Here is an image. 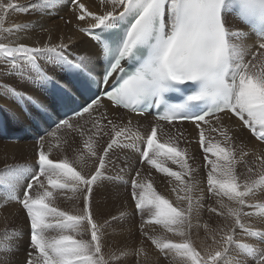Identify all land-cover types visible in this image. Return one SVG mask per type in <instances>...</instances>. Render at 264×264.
I'll use <instances>...</instances> for the list:
<instances>
[{"label":"snow or ice","instance_id":"1","mask_svg":"<svg viewBox=\"0 0 264 264\" xmlns=\"http://www.w3.org/2000/svg\"><path fill=\"white\" fill-rule=\"evenodd\" d=\"M54 3L55 0H47L49 7ZM71 3L80 10L78 21L86 18L92 21L88 28L79 31L95 39L105 57L101 74L90 67L89 57L73 60L66 56L67 45L13 46L0 40V58L10 66L6 74L23 76L26 68L34 71L41 87L55 91L60 106L77 102L75 88L37 69L41 57L82 78V87L86 90L105 86L101 96L86 101L75 112L78 118L87 114V127L73 124L69 119L56 124L58 130L65 128L81 137L87 134L88 139L76 160L50 159L51 145L46 151L41 143L39 170L32 175L22 199L15 194L21 172L12 170L11 177L0 180L11 193L0 200V206L9 201L19 203L30 222L31 250L27 264H110V259H120L105 257V226L93 219L91 196L94 186L107 179L104 171L111 163L106 159L109 152L116 148L135 150L136 141L144 145L140 150L141 162L176 182L172 191L180 203L173 206L156 191L152 180L141 176L139 171L131 180L136 209L148 214L140 226L141 233L160 254L171 255L173 259L179 257L178 264H232L233 248H243L258 258L256 264H264V249L239 244L234 238L235 229L240 228L250 237L264 239V233L247 227L243 221L244 217L256 214L244 211L246 207L264 215V203H249L258 188L264 190V152L249 160L250 153L237 143L220 115L231 113L241 122V128L248 129L264 143V0H101L103 8L99 12L89 11L80 0H71ZM16 7L12 0L7 3L0 0V33L21 30L19 25L4 27L6 14ZM0 89H3L0 94H7L17 102L33 101L11 86L0 85ZM168 93H180L183 101L169 102ZM105 97L112 105L137 114L155 108L156 124L144 136L132 132L131 121L127 126L114 123L106 111L98 113L104 107L101 101ZM41 107L46 115L51 112L47 105ZM181 121H190L199 130V144L209 169L207 192L217 198L219 205V208L208 207L207 211L232 220V226L226 231L203 224L206 239L210 237L212 244L205 242L200 248L191 239V232L201 227L193 219L204 209V190L194 181L187 149L179 146L184 139L178 127ZM161 122L176 131V135H170L163 142L157 139L158 129L164 132ZM213 133L220 139L212 137ZM47 135L55 137L56 133ZM101 136L110 137L107 147L95 139ZM208 153L215 159H209ZM89 160L97 166L85 172ZM163 161L178 165L179 171ZM238 166L246 168L248 174L257 172V166L260 171L256 178L241 179ZM34 185L37 189L31 195ZM64 192L73 194L70 199L82 197V211L72 213L54 206V193ZM146 225H161L182 239L174 241L149 235L144 231ZM85 231L90 232V239L77 238L83 237ZM18 240L13 232L7 247L0 251V264H11V254L18 250L14 241Z\"/></svg>","mask_w":264,"mask_h":264},{"label":"bare ground","instance_id":"2","mask_svg":"<svg viewBox=\"0 0 264 264\" xmlns=\"http://www.w3.org/2000/svg\"><path fill=\"white\" fill-rule=\"evenodd\" d=\"M4 2L7 3L8 0H4ZM46 2L47 0H44V2L42 3V8H40L38 5L33 4L32 8L27 9L25 12H18L16 9L9 10L5 16L4 27L14 28L15 26L19 25L21 26V30L16 31L12 34L0 33V40H2L5 43H10L13 46L15 44H24L29 47H44L45 45L55 46L60 44L67 45V48L64 50L65 54L69 51H73L78 53L80 58L89 57L91 59L90 67H95L96 72L97 71L102 72L103 67L101 63V51L99 49L98 44L92 38L87 36V34L79 31L80 28H88L92 23L91 19L86 18L85 21H78L76 17L80 14V10L77 6L71 3V0H55L54 5L51 7L46 6ZM12 3L18 4L19 0H12ZM80 3H83L89 11H93V12H99L103 8V5L101 4V0H80ZM108 8H111L110 3L108 4ZM61 16L63 18H61ZM23 26H27V28H23ZM39 60L41 61L44 68L47 69L57 80L65 81L68 83V80L65 77V75L61 73L57 65L52 63L51 60L45 59L43 57H41ZM9 67H10L9 64L3 58H0L1 85H2V81H6L10 83L11 86L14 87V89L17 90L19 93L25 94L27 96L36 97L43 104L47 106H51L48 100L45 98L44 91L40 89L36 84V74L34 71L26 68L25 75L23 76H21L19 73L15 75H9L6 74ZM3 99L6 101L12 100L7 94L3 95ZM101 103L103 104L104 107L98 109V113L106 111L108 119L113 120V122L118 125L127 126L128 122L131 121L130 127L133 133L138 132L140 135L146 136L147 134L150 133L151 127L156 124V120L152 116H148L146 118L137 116L135 114L121 110L119 108L110 106V104L107 103L106 101H101ZM12 107H13L12 112L14 113V116L8 113L5 108L3 107L0 108H2L4 114L7 117V128L9 134L12 135V134L21 133L22 141L19 144L4 141V137L0 134V142L4 141V144L6 145V146L0 145V176L3 173L11 174L13 172L12 171L13 168L3 169V165L5 166L9 164L11 160L13 162L21 161L23 165H25V168L26 166H28V161L34 162L36 167L32 169L31 175H34L36 172H38V165H37L38 155H35V152L39 150L40 146H38V144L41 145V143H43L46 151L49 150L51 145L49 151L50 159L60 160L67 158L69 161L76 160L81 150L84 148V141L88 139L87 134L81 137L76 133H71L68 129L61 128L58 130L57 128H55L51 131L56 133L55 137L39 134L38 135L39 140L33 141L32 135L27 134V132L32 131L31 122L21 110L16 99H13ZM31 112L34 113L33 110H31ZM221 116L223 118L224 125L232 130V133L237 143L241 144V146L244 147V150L250 153V156L248 157L249 160L254 159L255 154L264 152V143L257 140L255 136H253L248 129L241 128L240 127L241 122L238 120V118L232 116L231 113L227 115L223 113ZM88 119L89 118L87 114H85L83 118H78L75 121H72L71 123L85 125V121H87ZM103 123L106 124L107 121H103ZM175 123L177 122H174V124ZM213 123H215V121H213ZM161 124L164 126V132L162 133L160 129H158V133H157L158 141L163 142V140L168 139L170 135L171 136L176 135V131L174 128L165 125L164 122H161ZM14 125H17V127L26 126L29 128V130H18L16 132ZM85 127L87 126L85 125ZM178 127L180 128V130L183 132L184 135V139H182L181 141L184 143L185 149H187L189 156V163L194 169V181L199 189L204 190L203 192V195L205 197L203 201L204 209L200 212L198 218L194 217L193 219V223L194 224L198 223L200 224L201 227L199 229L193 228L191 232V239L194 241L195 245L198 248H200L203 247L205 242L210 245L212 244V240L210 237L206 239L203 224L207 223L213 229L219 230L223 228L226 231L228 227L232 226V220L231 218H227L226 216H218L215 213H209L207 211L208 207L219 208V205L217 204V198L211 196V194L207 192V187H208L207 174L209 169L208 167H206L207 162L204 159L205 154L201 151V147L199 144V135H198L199 130L196 129L195 125L192 122L191 123L179 122ZM211 136L215 137L217 140L220 139V137L215 133L211 134ZM42 137L44 138L43 140H41ZM101 137L95 138L96 140L99 141L100 145H101L100 143ZM109 139L110 137H108L106 143H108ZM65 140L68 141L67 144H65L64 142ZM106 143H104L102 147H104ZM56 145H59V147H57ZM143 147L144 145L141 144L140 141H136L135 150H133L132 148H123V149L116 148L110 151L109 156L106 159H110L111 163L104 171V175L107 179L103 180L97 186H95V194L92 196V200H91L93 219L97 224L105 226L104 243L106 244L111 242L112 240V239L110 240L109 236L114 238L120 237L121 240L127 241L126 234L129 232V230L128 231L126 230V233H124L122 231V228L121 229L115 228L116 225L114 226V223L119 220L118 219L112 220V217L122 218V214L124 212L130 211L129 208L131 209L130 211L131 213L133 212L132 209L135 212L134 209L135 203L133 201L132 195L130 196L131 200H129V198H127L126 202L123 200L125 199V193H126L125 192L126 183H127L126 180L127 179L132 180L135 177L133 176L134 166H135L134 162L135 161L139 162L141 163V165L145 164L141 162V158H140V150ZM208 157L209 159H215V157H213L212 155H208ZM163 162L166 163V161ZM96 166L97 165L94 164L92 160H89L88 167L85 168L84 171L88 172L90 170H94ZM77 168L79 170V165H77ZM121 168L123 169L122 172L120 171ZM146 169L148 170V172H151L152 170L151 167H147ZM172 169L179 171L178 166L176 167V169L174 168ZM259 171L260 169L258 166H257V172H254L252 174H248L247 171H245L242 174V179L248 177L256 178ZM157 173L159 172L154 171V174L152 175L155 176V174ZM148 175L149 177L152 176L149 173L147 174L144 173V171H141V176L149 178ZM41 179H43V177H41ZM153 179L155 178L153 177ZM23 183L24 185L22 186ZM28 183H30L29 179L26 178L23 180L20 175L19 182L15 185L16 187L15 194L20 196L22 190L24 193L25 190L27 189ZM170 186H171L170 190H172V188L176 186V182L174 181L172 184H170ZM129 187L131 188V186ZM3 188L4 189H2L0 186L1 190H6L5 197L11 195V193L7 188H5L4 186ZM36 189L37 186L34 185V189L30 191V194L34 195ZM168 194L169 193H167L166 196ZM54 195H55L54 206L58 207L59 209L64 211L68 210L72 213H77L82 211L83 209L82 197H80L78 200L75 198L70 199L69 197L73 196V194L70 192L54 193ZM169 199H170L169 201L173 203L174 206H177L180 203L177 200L176 194L170 195ZM8 203H9L8 209H11V211L9 214L4 215V217L9 218L15 225L21 224L20 227L16 229L14 232L15 236L19 237L18 241H14V243L18 244V250L14 251L11 254V256H15V255L19 256L24 251L25 244H27L28 247L30 246V243H27L26 240L24 239L26 235L29 234L30 236L31 233L30 222L28 217H27L28 220H26L21 213H17L18 212L17 202L9 201ZM249 203L252 204L264 203V190L258 188L256 193L249 198ZM21 210L23 211L24 209L22 208ZM244 211L256 213L251 216L243 218L245 225L253 230H259L260 232L264 233V215H260L258 214L257 210L247 207L244 209ZM108 213H110V215H108ZM131 215L132 214L128 212L125 216L127 219H130ZM22 217H23V222H22ZM106 221L108 222V224H105ZM86 232L87 231H85L83 237L80 238H85ZM234 238L239 244L248 245L253 248L264 249V239L259 237H255V238L250 237L245 233L243 229L236 228ZM104 247L106 248V246ZM107 247L109 248V246ZM119 247H121L120 243H119ZM213 247H216V245H213ZM123 248H121V250ZM3 249L1 248L0 251H2ZM115 249L116 248H113V251ZM108 255L110 254L108 253L107 255H105V257L110 258ZM113 255L111 256L114 257ZM25 258L27 264L28 256H26ZM257 259L258 258H254L251 254H249L246 249L233 248V254L231 257L232 264H248L250 262L256 264ZM119 260L116 261L115 259L116 261L115 263L119 264ZM128 262L130 263V261ZM110 263L113 264L112 262Z\"/></svg>","mask_w":264,"mask_h":264},{"label":"rangeland","instance_id":"3","mask_svg":"<svg viewBox=\"0 0 264 264\" xmlns=\"http://www.w3.org/2000/svg\"><path fill=\"white\" fill-rule=\"evenodd\" d=\"M33 4L38 5L40 8H42V3L40 2V0H19V3L15 4V5H17V7L15 9L18 12H25L27 9L32 8ZM46 6H47V2H46ZM61 18H63V17L61 16ZM2 85L11 86V84L6 82V81H2ZM12 88H14V87H12ZM2 91H3V89H0V92H2ZM3 95L4 94H0V107L5 108L8 113H10V114H12L14 116V113L12 112L13 111V107H12L13 98H11L9 96L12 100L11 101H6V100L3 99ZM16 127H17V125H14V128H15L16 132L18 130H29V128L26 127V126H18L17 128ZM108 137L109 136L101 137V142H100L101 145L106 143V140L108 139ZM4 141H6L5 138H4ZM4 141L0 142L1 146H6L4 144ZM179 146H180L181 149H185L184 143L182 141H180V145ZM104 147H107V143H106V145ZM201 151L203 152L202 148H201ZM35 155H38V150L35 152ZM207 155H211V153H208ZM138 161H139V159H138ZM134 165H133L134 166V175L133 176H135L137 171H139L140 173H141V171H144V173H147V174L149 173L150 175L154 174V171L156 172V170L152 169V168H151L152 169L151 172H148V170L146 168L147 167H151V166L146 164V163L141 165V163L135 161ZM165 165L169 166L171 168H174V169H176V167L178 166V165L172 164L171 161H166ZM34 167H36L35 163L34 162H29V161H28V166H26V168H25V165H23V163L21 161L13 162L11 160L9 162V164H7L5 166L3 165V169L13 168V170H15V171H19V172L21 171V177H22L23 180L26 179V178L30 179L32 177L31 172H32V169ZM23 168H25V169H23ZM152 171H153V173H152ZM245 171H246L245 168H241V167L237 168V172L240 173V174H243ZM12 175H13V172L11 174L10 173H3L0 176V180H3L5 177H11ZM152 176L155 179H153ZM152 176L149 177V175H148L149 179H151L153 181V185H154L156 191L159 194H161L162 196H164L166 199L170 200L169 196L172 195V194H176L172 190H170V187H171L170 184H172L174 182V180L171 181L170 178L164 177L163 174H161V173H157V174H155V176L154 175H152ZM241 179H242V175H241ZM126 181H127L126 188H125V190H126L125 192L126 193H125V199L123 200L125 202L127 201V198H129V200H131L130 196L132 195V190H131L132 188L129 187V186H131V179H127ZM23 185H24V183L22 184V186ZM0 186H1L2 189H4L3 188L4 185L0 184ZM127 187H128V189H127ZM5 193H6V190H1L0 189V200L5 199ZM167 193H169V194L166 196ZM23 194L24 193H23V190H22V192H21V194L19 196L21 199L23 198ZM94 194H95V186H94V189H93L92 196ZM92 196H91V200H92ZM133 201H134V199H133ZM134 203H135V201H134ZM8 207H9V203L8 202H6L3 206H0V220H1V222H0V249L1 248L3 249L5 247H7L9 241L11 240V234L13 232H15V230L18 229L20 227V225H21V224L15 225L9 218H5L4 217V215L9 214L10 211H11V209H8ZM17 207H18V212L17 213H21L24 216V218L26 220H28L26 212L24 210L23 211L21 210L22 207H21V205L19 203H17ZM134 209H135V212L132 209L133 212L131 213L130 212L131 209L129 208L130 211L124 212L123 215H122V218L119 217V219H118L119 221L114 223V226L116 225L115 228H117V229H121L122 228V231L124 233H126V230L127 231L129 230V232L126 234V239H127L128 242L124 241V240H121L120 237L119 238L118 237L114 238V237L109 236L110 240L111 239L112 240H111V242H109L107 244L104 243V246H106V248L104 247V249H103L104 254L107 255L109 253L110 254V255H108L109 257H112L111 255H113V254H115L113 256H120V255L122 256V253L125 251L123 253V256H122L123 259L120 256L119 264H121L122 262H123L122 264H130V263L131 264H178V261L180 259L179 257H176L175 259H173L171 257V255L169 257H165L164 255L159 253V251L155 248L154 245H152V243H151V241L149 239H147L144 235H142L140 226L143 223V220L148 219V214H147V212L141 213L139 210L136 209V206H135ZM65 211H68V210H65ZM91 211H92V207H91ZM128 212L130 214H132L131 215L132 219L131 218L130 219L126 218L125 215ZM108 215H110V213H108ZM22 222H23V217H22ZM132 223H133V225H132ZM144 231L148 232L149 235H154V236H158V237L168 238V239H172L174 241H179V240L182 239L181 237L176 236L173 233L167 232L161 225H146L144 227ZM6 232L8 233V235H5ZM77 238H80V237H77ZM131 238H133V239H131ZM24 239L26 240L27 243H30L29 242V240H30L29 234L26 235ZM84 239H90V232H86V235H85ZM115 240H117V241H115ZM123 242H125V243H123ZM119 243H120L121 247H119ZM107 246H109V248ZM114 246H116V247H114ZM113 248H116L118 250L115 249L116 251L115 250L113 251ZM121 248H123V249L121 250ZM126 248H128V249H126ZM140 249H143V251L139 252V255H137V252ZM30 250H31L30 247H28L27 244H25L24 245V251L19 256H16V255H15L16 257L12 256L11 264H26V258L25 257L28 256V252ZM105 251H106V253L107 252L108 253L106 254ZM114 252H116V253H114ZM111 260H110V262H112L113 264H117V263H115L117 260L116 261H115V259H111ZM128 261H130V263ZM248 264H253V263L250 262Z\"/></svg>","mask_w":264,"mask_h":264}]
</instances>
